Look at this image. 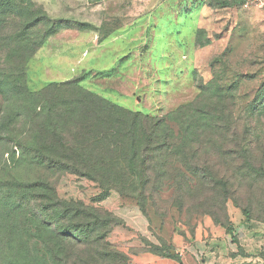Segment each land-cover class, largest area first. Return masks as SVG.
<instances>
[{"label":"rangeland","instance_id":"rangeland-1","mask_svg":"<svg viewBox=\"0 0 264 264\" xmlns=\"http://www.w3.org/2000/svg\"><path fill=\"white\" fill-rule=\"evenodd\" d=\"M30 1L0 23V264H27L38 258L35 247L54 264L55 197L112 209L122 222L117 211L136 206L64 168L66 144L81 142L94 130L80 134L86 112L82 105L73 108L75 90L40 95L50 87L76 81L86 92L153 118L183 110L187 119L198 117L201 133L214 143L222 130L217 124L232 115L250 160L264 167L262 11L239 0H226L227 7L216 0ZM49 27L57 32L33 52ZM242 188L237 196L243 207L228 203V220L218 226L220 242L204 233L199 245L194 243L200 264H232V255L236 263L264 264V185L251 190L246 182ZM106 196L110 199L100 203ZM170 196L163 192L152 206L150 234L115 226L107 236L112 247L130 261L145 250H176L164 242L173 236L172 226L160 230L170 210L164 198ZM191 217L182 216L186 222ZM206 220L212 221L209 216L199 221ZM190 222L191 227L180 222L177 227L192 242L199 225Z\"/></svg>","mask_w":264,"mask_h":264},{"label":"trees","instance_id":"trees-1","mask_svg":"<svg viewBox=\"0 0 264 264\" xmlns=\"http://www.w3.org/2000/svg\"><path fill=\"white\" fill-rule=\"evenodd\" d=\"M216 1L221 7L228 6L226 0ZM25 3L32 4L30 0H0V23L22 10L21 5ZM56 32V27H49L33 52ZM2 85L0 82V89ZM63 87L76 92L73 108L84 106L86 114L78 123L80 134L94 130L87 139L81 142L72 139L66 144L69 162L63 164L64 168L117 191L122 201L132 202L140 208L151 226L154 219L150 210L167 190L171 196L164 198V203L170 210L164 215L160 230H165L168 224L176 227L179 222L191 227L190 221L194 219V225L198 226L203 216L211 217L216 226H224V217L228 220V203L243 207L242 198L237 195L244 184L247 182L251 190L259 184L264 185V167L254 165L250 160L232 115L223 117L222 125L217 124L222 130L218 143H214L209 133H201L198 117L191 114L187 119L188 114L183 110L164 118L133 113L86 92L76 81L50 87L40 95L47 96L48 92ZM202 126L208 127L207 124ZM53 207L58 210L51 222L52 232L58 240L54 245L57 250L53 252L54 264H130V258L116 251L107 240L115 226L124 225L115 215L57 197ZM250 212L249 207L243 208L247 218ZM185 213L192 215L189 222L183 221ZM226 230L229 234L234 233L232 225ZM164 242L170 243L165 238ZM173 250L145 251L175 258ZM39 252L35 247L38 258L26 263L49 264L47 257L40 256Z\"/></svg>","mask_w":264,"mask_h":264},{"label":"crops","instance_id":"crops-1","mask_svg":"<svg viewBox=\"0 0 264 264\" xmlns=\"http://www.w3.org/2000/svg\"><path fill=\"white\" fill-rule=\"evenodd\" d=\"M119 210L120 212L117 211L116 215L120 219L122 218L124 225L126 224L127 226H130L132 228V231L139 233L142 236H146L148 233H151L152 227L139 207L123 205V208ZM112 212H114V210L111 209V213ZM198 225L199 226L196 231V239L192 242H189L188 237L183 234L184 229H178V225L176 227L172 226V228L174 229V234L168 241L175 245L177 248L176 250L172 251V255L175 258H167L148 251H143L136 255H131L130 264H200L198 256L196 255V252L194 250V243L196 245H199L200 241H202L204 238V233L205 236H209L211 234L213 236V242H220V240L218 241L217 239V234L221 229L210 220H206L205 222L198 221ZM175 229L177 230L176 233ZM113 233H115V231ZM124 233L126 234V232ZM112 238L110 240L113 241ZM231 258L232 264H242L240 263V261H238L239 263H236L237 261L234 255H232Z\"/></svg>","mask_w":264,"mask_h":264},{"label":"built area","instance_id":"built-area-1","mask_svg":"<svg viewBox=\"0 0 264 264\" xmlns=\"http://www.w3.org/2000/svg\"><path fill=\"white\" fill-rule=\"evenodd\" d=\"M247 6L256 8L264 13V0H242Z\"/></svg>","mask_w":264,"mask_h":264}]
</instances>
